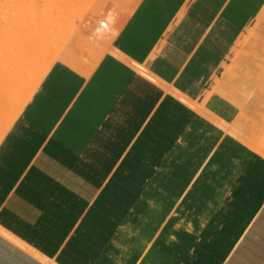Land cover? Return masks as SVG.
Returning a JSON list of instances; mask_svg holds the SVG:
<instances>
[{
    "label": "crops",
    "instance_id": "0c3cea01",
    "mask_svg": "<svg viewBox=\"0 0 264 264\" xmlns=\"http://www.w3.org/2000/svg\"><path fill=\"white\" fill-rule=\"evenodd\" d=\"M105 4L0 140V264H264V0Z\"/></svg>",
    "mask_w": 264,
    "mask_h": 264
},
{
    "label": "rangeland",
    "instance_id": "374dc122",
    "mask_svg": "<svg viewBox=\"0 0 264 264\" xmlns=\"http://www.w3.org/2000/svg\"><path fill=\"white\" fill-rule=\"evenodd\" d=\"M93 1H94V3H93ZM111 1L117 2V0H109V1L106 0V7H107V4ZM13 2H14V0H12V1L11 0H0V12H1L0 13V26L2 24L1 23L2 22L1 21L2 14L5 13L4 10L5 9L11 10L13 8ZM31 6H32V4L27 5L28 15H30V19H36L37 26L39 25V28L42 30L43 36L46 37V38H44L43 41H38V43H40V44L37 43L34 46L35 47L34 50L36 53H38L39 57H38V55L37 56L33 55L34 56L33 58H34V60L36 59V57L39 59H37L36 61H33L31 59V57L29 56V57L25 58V60H26L25 61L23 59L24 56L20 55L22 60H19L18 59L19 57L17 58L16 56H18L19 53H21L20 51L22 48H19L20 45L18 46L16 44V42H15V44L14 43L13 44L11 43V45L8 44V46H6L7 44L3 42V45L6 44L5 45L6 49L8 51L12 52L11 53L12 58H10L11 56H9V59L10 60L12 59L15 64H16V62H18L20 65L18 63H17V66L14 65L8 59V57H7L8 55L4 56L3 54H1L3 57H0L1 58L0 62L6 61V63H3L4 67L1 66L2 63L0 64V70L2 71V74L4 77L3 79H6V78L10 79L11 78V80H9L10 88L12 87L10 89V92H12L13 90L14 91L19 90L17 93L12 92L13 95L15 96V101H16V103H14V101H13L12 105H13V107H21L23 109H24L25 105L29 102V100L31 99L33 94L35 93L36 89L38 88V86H39L40 82L42 81V79L44 78V76L47 74V72L50 70V68L56 62H58V61L64 62L68 66L76 69L78 72H81V73L82 72L90 73L94 69L96 64L99 62L100 58L102 57V55L105 51V50L96 51L95 45L91 43V37L94 34L91 35L87 31L89 28H91V25L93 23L98 26V23L100 21L106 22V19L104 18L105 14H104V6H103L102 0H67V2H59V0H50V2H47V3H35L34 6L37 7L38 11L37 10L31 11L30 10V8H32ZM12 12L13 11H11V13ZM36 12H37V14H36ZM13 14H14V12H13ZM34 14H35V16L33 17ZM52 29H53V32H52ZM55 30L57 31L56 32L57 34L55 33ZM48 32L54 33V35H56L57 38H60L62 36L66 37V40L63 38H62L63 40L61 39L60 41H58L57 39H56V41L52 40L53 38L50 37L51 33L48 34ZM62 32L63 33L67 32L68 34L67 33L66 34L68 36L65 33L62 34ZM44 34L49 35V36H46ZM60 34L62 36H60ZM57 35H59V36H57ZM88 38H90V40H88ZM79 39H81V40H79ZM69 40L72 42H70ZM75 42H76V44H74ZM90 43L92 44V46L90 45ZM1 44L2 43H0V45ZM48 45H50V46L48 47ZM69 45H71L70 47L73 46V48L69 49ZM1 48H3V47H1ZM44 50H45V52H44ZM68 50H70V52ZM67 51H68V54H67ZM1 53H4V50ZM15 53H16V55H15ZM47 53H49V54L47 55ZM55 56L56 57L58 56V58H55ZM45 57H47V59ZM61 58H63V59H61ZM22 61L27 63V64L29 63L28 64L29 67L26 66V64L23 63ZM38 61H40V63ZM41 61H42L44 66L41 65L42 64ZM7 62H8V64H7ZM45 62L48 63V65ZM32 63H34V65ZM36 63L38 65H40V67ZM5 64H6V66L9 65L6 68L12 66L14 69V66H15L16 71L11 69L12 67L9 69H6ZM10 64H11V66H10ZM45 64H46V67H45ZM30 66L31 67L33 66L34 68L38 67V69H33V67L31 68ZM21 67H24L27 71ZM19 68L24 72V73L22 72L24 75L21 73ZM17 69H19V70H17ZM46 69H47V71H45ZM28 70H30V71H28ZM37 70H38V72H37ZM12 71H14V73ZM30 72H32L33 75ZM21 75L24 76L27 81L24 79H22V81L24 80L23 82L18 81V80H21L20 78H18L19 76L21 78H23ZM32 76H34V77L32 78ZM12 78L16 79V82ZM12 80H13V82H12ZM19 82H21V83H19ZM15 84H17V85H15ZM209 95L210 94H208V96ZM7 114H8V112H7Z\"/></svg>",
    "mask_w": 264,
    "mask_h": 264
},
{
    "label": "bare ground",
    "instance_id": "6f19581e",
    "mask_svg": "<svg viewBox=\"0 0 264 264\" xmlns=\"http://www.w3.org/2000/svg\"><path fill=\"white\" fill-rule=\"evenodd\" d=\"M12 1V0H11ZM103 1V0H102ZM109 1V0H108ZM105 2V1H104ZM93 3H94V1H93ZM28 4H32V8H30V10L31 11H36L37 10V7L36 6H34L35 4H33V3H29V2H26V0H14V2H13V8L11 9V10H9V9H5L4 11H5V13H3L2 14V19H1V23L3 24H1V26H0V43H2L0 46L1 47H3V48H1L0 47V51L1 52H3V50H4V53H1L0 52V57H3L1 54H3L4 56L5 55H8L7 57H8V59H9V56H11L10 58H12V52H10V51H8L7 49H6V47H5V45L6 46H8V44L9 45H11V43L13 44H15V42H16V44L19 46V48H22L21 49V53H19V55L18 56H16L19 60H22V58H21V56L20 55H22V56H24V60H25V58L26 57H31V59L33 60V61H36L37 59H39V58H37L36 57V59L34 60V56L33 55H35V56H37L38 55V53H36L35 52V45L38 43V41H43L44 40V38H46V37H44L43 36V33H42V30L39 28V25L37 26V21H36V19H30V15H28V7H27V5ZM106 5V4H105ZM104 6V5H103ZM11 8V7H10ZM7 11V12H6ZM11 11H13L14 12V14H13V12L11 13ZM38 11V10H37ZM100 11V10H99ZM98 11V12H99ZM83 12V11H82ZM88 12V11H87ZM1 13V12H0ZM36 14H37V12H36ZM71 15V14H70ZM35 16V14L33 15V17ZM37 16V15H36ZM83 16V15H82ZM117 16V15H116ZM91 17V16H90ZM92 18V17H91ZM85 19V18H84ZM49 20V19H48ZM98 20V19H97ZM40 21V20H39ZM38 21V22H39ZM55 21V20H54ZM76 21V20H75ZM82 21V20H81ZM101 23H103V22H100V24ZM104 23H106V22H104ZM41 24V23H40ZM48 27V26H47ZM101 27V26H100ZM49 28V27H48ZM47 29V28H46ZM61 30V29H60ZM62 31V30H61ZM52 32H53V29H52ZM57 31L55 30V33H56ZM59 32V31H58ZM51 32H48V34H50ZM65 34L67 33V32H64ZM63 32H62V34H64ZM57 34V33H56ZM68 34V33H67ZM66 34V35H67ZM70 34V33H69ZM44 35H46V34H44ZM76 35V34H75ZM103 35H105V33L103 34ZM46 36H49V35H46ZM57 36H59V35H57ZM60 36H62L61 34H60ZM68 36V35H67ZM50 37L51 38H53L52 40H55L56 41V39L58 40V41H60L62 38L63 39H65L66 40V37H60V38H57L56 37V35H54V33H51L50 34ZM74 37V36H73ZM93 37V36H92ZM91 37V40L93 41V38ZM99 36H96V38H98ZM106 37V36H105ZM69 38V37H68ZM67 38V39H68ZM100 38V37H99ZM62 39V40H63ZM72 39V38H71ZM77 39V38H76ZM50 40V39H49ZM79 40H81V39H79ZM88 40H90V38H88ZM105 40V39H104ZM54 41V42H55ZM70 41V40H69ZM91 41V43L92 44H94L93 42H95V40L92 42ZM100 41H103V36H102V38H100ZM3 42L4 43H6V44H4L3 45ZM70 42H72V41H70ZM107 42V41H106ZM69 43V42H68ZM90 43V45L92 46V44ZM38 44H40V43H38ZM71 44V43H70ZM74 44H76V42L74 43ZM99 44V43H98ZM98 44H97V46H98ZM43 45V44H42ZM100 45V44H99ZM50 45H48V47H49ZM71 45H69V49H72L73 48V46L72 47H70ZM81 46V45H80ZM68 47V46H67ZM96 48V47H95ZM104 48V47H103ZM6 51V52H5ZM8 51V52H7ZM18 51V50H17ZM65 51V50H64ZM63 51V52H64ZM69 52H70V50H68ZM68 51H67V54H68ZM44 52H45V50H44ZM49 53H47V55H48ZM66 54V53H65ZM64 54V55H65ZM84 54V53H83ZM92 54V53H91ZM14 55V54H13ZM15 55H16V53H15ZM32 55V56H31ZM43 55V54H42ZM52 55V54H51ZM62 55V54H61ZM46 56V55H45ZM38 57H39V55H38ZM21 58V59H20ZM46 59H47V57H45ZM55 58H58V56L56 57L55 56ZM28 59V58H27ZM42 59V58H41ZM61 59H63V58H61ZM10 60V59H9ZM30 60V59H29ZM43 60V59H42ZM0 61H1V58H0ZM14 65H16L17 66V63L18 62H16V64L13 62V60L11 59L10 60ZM26 61V60H25ZM10 62V63H11ZM23 62V61H22ZM39 63H40V61H38ZM2 63V64H1ZM3 63H6V61L5 62H0V64H1V66H3ZM23 63H25V62H23ZM41 63H42V61H41ZM46 63V62H45ZM52 63V62H51ZM7 64H8V62H7ZM12 64V65H13ZM19 64V63H18ZM26 64V66H28V64L27 63H25ZM33 65H34V63H32ZM37 64V63H36ZM47 65H48V63H46ZM46 64H45V67H46ZM20 65V64H19ZM38 65V64H37ZM41 65H43V63L41 64ZM7 66H9V65H7ZM6 66V64H5V68L7 67ZM10 66H11V64H10ZM39 67H40V65H38ZM44 66V65H43ZM4 67V66H3ZM12 67V66H11ZM11 67H8V68H6V69H9V68H11ZM29 67V66H28ZM31 67V66H30ZM33 67V66H32ZM31 67V68H32ZM21 68H24V67H21ZM11 69H13V67L11 68ZM20 69V68H19ZM19 69H17V70H19ZM25 69V68H24ZM30 69V68H29ZM33 69H38V67L37 68H34L33 67ZM48 69V68H47ZM47 69L45 70V71H47ZM13 70H15L16 71V67L14 66V69ZM26 70V69H25ZM31 70V69H30ZM30 70H28V71H30ZM20 71H21V73L23 72L21 69H20ZM19 71V72H20ZM27 71V70H26ZM13 73H14V71H12ZM37 72H38V70H37ZM40 72V71H39ZM24 73V72H23ZM22 73V74H23ZM30 73H32V72H30ZM37 74V73H36ZM16 75V74H15ZM24 75V74H23ZM31 75V74H30ZM32 75H33V73H32ZM39 75V74H38ZM45 75V74H44ZM22 76V75H21ZM28 76V75H27ZM23 78H21L20 76L18 77V78H20L21 80H18V81H22V79H24V80H26L25 79V77L24 76H22ZM34 76H32V78H33ZM4 77H3V74H2V71L0 70V140L2 139V137L5 135V133H6V131L9 129V127L11 126V124L14 122V120L17 118V116H19V113H20V111L22 110V108L21 107H13V105H12V103H13V101H14V103H16V101H15V96L13 95V93L12 92H18V91H12V92H10V89L12 88H10V82H9V80H11V78L9 79H3ZM16 78V77H15ZM27 78V77H26ZM12 79H14V78H12ZM28 79V78H27ZM15 80V82H16V79H14ZM23 80V81H24ZM22 81V82H23ZM27 81V80H26ZM31 81V80H30ZM12 82H13V80H12ZM19 83H21V82H19ZM15 85H17V84H15ZM24 86V85H23ZM14 88V87H13ZM23 88V87H22ZM20 89V88H19ZM16 90V89H15ZM15 106V105H14ZM13 107V108H12ZM10 109V110H9ZM8 111H12L10 114H7V112ZM253 145V144H252ZM253 147H254V145H253ZM257 150L262 154V155H264V151L262 150V148L261 147H257Z\"/></svg>",
    "mask_w": 264,
    "mask_h": 264
},
{
    "label": "snow or ice",
    "instance_id": "6c2138e0",
    "mask_svg": "<svg viewBox=\"0 0 264 264\" xmlns=\"http://www.w3.org/2000/svg\"><path fill=\"white\" fill-rule=\"evenodd\" d=\"M26 2H29V3H47V2H50V0H26ZM59 2H67V0H59Z\"/></svg>",
    "mask_w": 264,
    "mask_h": 264
},
{
    "label": "built area",
    "instance_id": "2783aa9c",
    "mask_svg": "<svg viewBox=\"0 0 264 264\" xmlns=\"http://www.w3.org/2000/svg\"><path fill=\"white\" fill-rule=\"evenodd\" d=\"M100 26H101L102 29H106L107 24L103 22V23L100 24Z\"/></svg>",
    "mask_w": 264,
    "mask_h": 264
}]
</instances>
